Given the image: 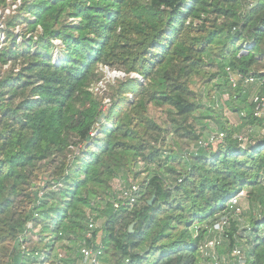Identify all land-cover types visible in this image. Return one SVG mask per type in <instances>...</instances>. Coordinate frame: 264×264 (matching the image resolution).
I'll return each instance as SVG.
<instances>
[{
	"label": "trees",
	"instance_id": "trees-1",
	"mask_svg": "<svg viewBox=\"0 0 264 264\" xmlns=\"http://www.w3.org/2000/svg\"><path fill=\"white\" fill-rule=\"evenodd\" d=\"M16 2L0 27V264H82L83 241L102 244L108 264H200L206 226L226 213L218 254L238 248L245 264H264V134L251 136L264 116L253 115L256 88H233L227 73L264 77V0H0V9ZM206 65L242 120L219 124L216 148L200 146L189 121L201 107L190 84ZM100 66L140 78L99 96ZM150 106L165 108L168 128ZM169 133L195 145L176 164L158 146ZM139 163L161 173L139 183L131 209L115 210L113 179L127 181ZM245 189L259 211L240 229L227 203ZM91 216L101 225L86 238ZM41 225L50 234L33 239ZM65 239L71 255L60 257L54 245Z\"/></svg>",
	"mask_w": 264,
	"mask_h": 264
},
{
	"label": "rangeland",
	"instance_id": "rangeland-1",
	"mask_svg": "<svg viewBox=\"0 0 264 264\" xmlns=\"http://www.w3.org/2000/svg\"><path fill=\"white\" fill-rule=\"evenodd\" d=\"M9 3H12L9 1ZM19 2H16L12 5H10L8 8L0 9V27L3 26L2 22L4 21V16L7 15L10 10H16V5L18 6ZM13 6V7H12ZM15 7V8H14ZM10 9V10H9ZM21 28L16 29V33L19 32ZM0 40H3V34L0 33ZM20 40V39H19ZM56 48L53 50V56H57L56 54ZM8 66H4L3 69H6ZM99 70L102 71V79L97 82L91 89L94 91V93L98 94L99 96H103L104 93L111 94L109 85L115 86L117 83L116 80H123L126 78V76H135V74H129L126 75L123 71L116 70V69H110L105 66H100ZM216 68L211 65H206L202 67V69L193 77L190 87L191 90L196 94V100L201 104V107L194 113V116L189 120L194 124V128L198 133H201V139L207 140L211 135L217 133V129L219 128V124H222L225 122V120H228L230 124L239 125L242 124V120L238 116V114L230 109L229 107L225 106L224 103L228 99L227 93H221L220 84L218 78H211L210 76L215 72ZM108 99L105 100L104 103H107ZM108 104V103H107ZM107 104H104V108L107 107ZM217 106H221V114L222 118L220 119V115H216L215 112L206 113V108H209L210 106H214L216 108ZM149 114L152 118H154L160 125L168 128V121H169V115L166 113V110L164 107H149ZM216 116V118H215ZM219 116V117H217ZM218 120V121H217ZM244 138H246L250 134L244 135V132H242ZM264 130L260 129H253L251 136L253 137H259L263 136ZM241 135V136H242ZM240 136V137H241ZM245 140V139H244ZM186 139H181L173 136V134L169 133L166 135L165 139L158 142V146L162 148L164 155L163 158L166 156L169 158L170 161L173 160V164H176L179 161V158L184 156L185 154H188L189 152L193 151L195 149V145L190 144L188 147L187 145L189 143H185ZM218 140L212 144V148H216L218 144ZM245 142V141H243ZM187 148V150H183L184 148ZM183 150V151H182ZM188 153H187V152ZM136 175H130L128 177V180L125 181L123 178L118 177L113 179L112 181V187L113 189H117L119 187H122L126 185L127 183L131 181H137L141 183V181L148 175L149 172H159L161 173V170L158 168L156 164L145 166L142 163H139L135 167ZM260 180H262L264 184V176L260 177ZM248 189L244 190V195L240 199V210L241 214L239 216L240 221V229L245 226L247 222L250 221V219L257 214L259 211V206L257 201H255L250 194H248ZM101 221H97V227H100ZM134 227V226H133ZM51 227H48L45 229L44 225L38 226L37 229H35L36 233L35 236H33V239H38L40 232V235L45 236L49 235ZM224 244H227V241L223 240ZM55 250L54 254H57L60 257H68L70 256V249L69 246H72L71 241L65 239L55 242ZM218 253V249L216 250ZM227 255V254H226ZM230 262L228 264H236V260L234 258L229 259ZM243 262L245 264V259H243ZM78 264H81L80 262ZM87 264V263H82ZM200 264H208L207 262H203L202 258L200 261Z\"/></svg>",
	"mask_w": 264,
	"mask_h": 264
},
{
	"label": "built area",
	"instance_id": "built-area-1",
	"mask_svg": "<svg viewBox=\"0 0 264 264\" xmlns=\"http://www.w3.org/2000/svg\"><path fill=\"white\" fill-rule=\"evenodd\" d=\"M56 41L55 43H57ZM247 46H244L243 52H245ZM228 80L233 88L241 86L242 91L245 92L248 88L255 87L256 91L251 97L253 104V115L257 118L264 116V77L257 74H249L242 76L239 72L233 71L230 67H227ZM262 73V71H259ZM138 78L140 76L135 75ZM228 95V94H227ZM222 138L221 133L211 135L207 140L199 141L200 146L208 147L214 144L217 140ZM242 139V137H240ZM141 191V185L137 181H131L126 185L115 189V196L111 200L112 206L115 210L117 209H131L134 204L138 201ZM244 195V190L231 197L227 203L230 215L240 220V199ZM230 224V216L228 213L220 216L211 226L207 225L208 234L207 237L200 244L199 251L202 261L208 264H228L230 258H234L236 264H244V256L240 249L235 248L229 255H219L216 253L217 247L222 245L224 237L226 236V230ZM97 226L94 217L91 216L88 219L86 238L91 236L92 230ZM78 252L81 255L82 263L87 264H108L101 259L103 254L102 244L97 247L88 246L85 241L78 247ZM45 257H41L43 264H47L43 261ZM128 260H125L127 262Z\"/></svg>",
	"mask_w": 264,
	"mask_h": 264
},
{
	"label": "water",
	"instance_id": "water-1",
	"mask_svg": "<svg viewBox=\"0 0 264 264\" xmlns=\"http://www.w3.org/2000/svg\"><path fill=\"white\" fill-rule=\"evenodd\" d=\"M104 117V115H101V117L99 118V121H101V119ZM154 201V197H152L149 201H148V204H152ZM128 230L130 233L133 232V224H130L129 227H128Z\"/></svg>",
	"mask_w": 264,
	"mask_h": 264
}]
</instances>
